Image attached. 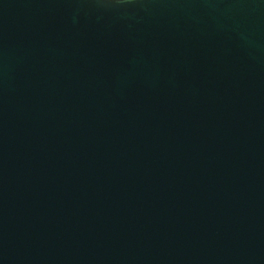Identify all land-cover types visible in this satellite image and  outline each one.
I'll use <instances>...</instances> for the list:
<instances>
[{"label":"water","instance_id":"1","mask_svg":"<svg viewBox=\"0 0 264 264\" xmlns=\"http://www.w3.org/2000/svg\"><path fill=\"white\" fill-rule=\"evenodd\" d=\"M0 264H264V0H0Z\"/></svg>","mask_w":264,"mask_h":264}]
</instances>
